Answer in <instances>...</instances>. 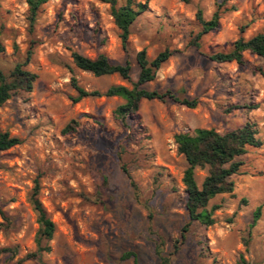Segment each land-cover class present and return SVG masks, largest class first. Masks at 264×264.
Segmentation results:
<instances>
[{
    "label": "rangeland",
    "instance_id": "374dc122",
    "mask_svg": "<svg viewBox=\"0 0 264 264\" xmlns=\"http://www.w3.org/2000/svg\"><path fill=\"white\" fill-rule=\"evenodd\" d=\"M138 1L148 7L130 26L125 52L106 3L48 0L31 27L25 0H0V68L8 73L31 48L26 69L37 74L31 92L12 94L0 105V133L20 139L0 151V210L7 217L0 216V248L14 251L1 253L0 264H160L157 247L172 252L187 223L171 264H235L240 254L264 264V60L248 52L241 65L209 59L227 51L242 29L246 38L264 31V0H230L234 9L198 46L192 43L200 29L195 14L210 19L215 0ZM165 48L171 56L143 87L195 98L194 108L143 99L127 128L113 115L120 97L71 101L72 77L86 90L130 88L138 76L136 53L145 49L152 60ZM72 51L89 58L103 53L112 63L128 59L131 79L78 69ZM71 121L75 130L63 133ZM246 121L256 124L262 144L236 158L242 166L230 176L233 191L210 200L208 208L219 206L214 223L189 222L182 183L187 163L174 135L196 128L224 133ZM205 175L195 170L199 186ZM37 177L55 230L49 251L18 262L37 249L38 224L28 201ZM258 206L259 219L250 226Z\"/></svg>",
    "mask_w": 264,
    "mask_h": 264
},
{
    "label": "trees",
    "instance_id": "16d2710c",
    "mask_svg": "<svg viewBox=\"0 0 264 264\" xmlns=\"http://www.w3.org/2000/svg\"><path fill=\"white\" fill-rule=\"evenodd\" d=\"M48 0H25L27 4L26 19L32 27L38 15L41 12L42 6ZM101 3L109 5L110 15L115 26L119 30V37L122 48L128 52V36L130 26L134 23L139 15L147 10V3L138 0H98ZM234 6L230 4V0H215V10L210 19L206 20L202 17L200 10L195 14V19L199 24L200 29L195 34L192 43L198 46L199 39L204 34L217 30L219 28V20L222 14L233 10ZM243 29L240 31L239 37L231 43L227 51H220L209 55V59L217 63L235 62L239 65L244 64V53L248 52L256 55L264 60V31H259L246 38L243 36ZM5 51L3 44L0 41V53ZM171 51L167 48L158 52L152 60L146 56L145 49H141L135 55V61L139 68L137 80L132 83L129 88L124 85L113 84L108 86L104 91L86 90L82 88L74 77L71 78V83L76 91V95L71 97L72 102H78L85 97H111L117 96L123 100V103L118 105L114 110L115 119L129 128L135 120V115L139 110L141 100H159L161 102L170 99L179 104L185 105L188 108H194L198 101L195 98L187 97L179 98L173 92H160L157 90H148L143 87L144 84L152 81L155 78L156 71L165 63L171 56ZM32 55L31 48H28L22 60L14 63L12 69L5 73L0 68V105L5 103L12 94L32 91L33 83L37 79V74L26 69ZM71 58L74 65L83 71L90 72L96 77L104 75L117 74L122 79L130 81L131 79V63L126 59L123 63H112L109 58L103 53L97 54L94 58H89L77 51L71 52ZM256 70L263 74L260 68ZM76 121H71L63 129V133H68L75 130ZM258 128L252 121H246L243 125L224 133H219L212 128H196L191 131L180 132L174 135L177 151L181 153L187 163L183 171L182 183L186 196L185 209L188 214L189 222L197 221L204 226H211L214 223L213 213L219 207L212 205L208 208V204L212 198L219 194L231 193L234 189L233 181L230 176L239 174L241 171L242 162L236 160L238 156L246 153L248 147H259L262 142L257 137ZM20 143V139L10 136L8 132L0 133V151L7 150ZM203 169L206 171L200 186L195 180V170ZM122 170L127 175L137 192L136 185L132 180L128 170L122 166ZM40 183L38 177L34 180V185L28 194V201L36 216L38 230L35 238L37 249L27 254L18 262L35 258L42 251H49L47 242L52 239L55 224L49 218L46 209L39 198ZM260 206L254 213L250 226L259 219ZM0 216L3 220L7 217L0 210ZM151 219V215H149ZM187 223L181 229L179 238L173 241V250L167 254H162L159 247L156 253L159 257L160 264H171V256L177 252L179 245L185 238V232L188 229ZM3 252L13 255L14 251L10 248H0V254ZM131 253L123 255L127 258ZM235 264H250V262L240 254Z\"/></svg>",
    "mask_w": 264,
    "mask_h": 264
}]
</instances>
